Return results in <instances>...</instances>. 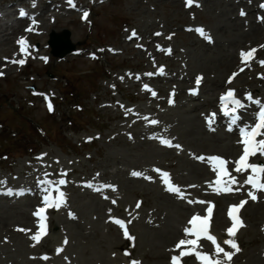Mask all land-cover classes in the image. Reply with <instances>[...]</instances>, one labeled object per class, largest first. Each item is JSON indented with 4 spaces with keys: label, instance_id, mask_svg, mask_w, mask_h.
Returning a JSON list of instances; mask_svg holds the SVG:
<instances>
[{
    "label": "rangeland",
    "instance_id": "rangeland-1",
    "mask_svg": "<svg viewBox=\"0 0 264 264\" xmlns=\"http://www.w3.org/2000/svg\"><path fill=\"white\" fill-rule=\"evenodd\" d=\"M13 1L27 14L34 15L39 27L30 31L31 36L26 29L33 25L18 26L17 15L13 16L11 7L7 6ZM74 3L76 7H71L67 0H55L51 8L36 16L41 10L39 0H0L3 21L14 22L9 32H15L7 36L18 41L21 32L26 31L23 38L28 45L30 43L26 62L23 65L11 63L25 56L19 57L20 46L13 45L12 39L5 43L0 33V63L6 64L0 65L3 72L0 76V181L5 182L0 183V264H130L133 259L140 264H170L175 253L168 250V242L176 241L185 227H191L188 221L193 214L207 215L206 209L211 205L212 216H216L218 207V202L211 197L218 194L209 183L216 179V173L211 180L190 183L189 187L194 185L195 191L168 177L174 186L183 189L184 196L180 198L179 194L172 193L177 199L165 194L168 191L163 174L175 173V167L178 169L182 160H190L197 143L191 136L183 135L181 122L187 126L195 115L201 127L204 125L206 131H211L205 117L216 113L215 104L219 103L220 95L231 87L242 98L250 93L253 98L264 100V82L260 84L257 82L260 80L254 79L264 69L259 63L264 61V47H260L264 40L236 50L235 41L240 38L236 37L231 23L238 18L237 12L225 16L221 8L212 11L204 7L203 0H195L191 7L176 0H74ZM262 3L264 0H257L255 10L251 9L256 17L264 12L260 7ZM33 7H38V11ZM84 11L89 13L86 19L82 18ZM220 26L225 29L221 30ZM197 28H203L212 42L196 32ZM66 29L71 32L76 50L60 58L52 54L48 41L52 31L62 33ZM133 30L137 36L129 39ZM169 36L172 38L168 39ZM205 43H209V48ZM252 46H256L257 57L243 66L240 52ZM169 49L171 55H166ZM9 64H13V68L5 72ZM161 67L167 76L153 77L160 73ZM240 68H244L240 81L235 76L230 84H222L233 73L239 74ZM197 75L203 79L194 99L188 93L196 87L190 83L184 87L188 93L175 88V82L194 80ZM214 79L222 82L216 90L210 86ZM145 85L149 90H145ZM45 97L53 105L51 112ZM170 100L174 103L170 104ZM193 105L199 108L190 110ZM254 108L256 116L257 107ZM248 115L246 112L243 117ZM152 119L159 123L152 125ZM213 128L230 133L226 119ZM161 133L167 134L164 138L181 145L182 149L158 146ZM148 136L156 137L152 144L145 142ZM213 155L225 158L219 154L208 156ZM197 156L205 157L204 154ZM258 157L264 159V156ZM145 160L160 172L133 167L137 161L145 163ZM185 167L181 166L179 171L184 173ZM133 171L143 175L133 176ZM45 173L50 175L45 177ZM61 173L66 175L61 176ZM60 178L67 181L62 186L66 206L59 210L52 208L55 225L37 244L30 239L31 235L17 229H29L34 220L38 222L33 213L42 206L44 195L38 180ZM237 179L243 183L244 177ZM13 181L19 182L17 187L11 186ZM88 183L93 187L89 188ZM104 184L114 188L96 191ZM20 188L28 192L19 195ZM8 189H12L13 194H7ZM36 193L39 194L35 196ZM247 193L236 195L232 200L237 201V205L242 200L248 201ZM161 194L182 201L195 212L177 214L174 207L167 206L169 198H159ZM255 195L257 199L264 198V191ZM204 196L208 198H202ZM221 196L220 210L227 218L230 205L225 202L230 198ZM189 200L209 203L190 204ZM112 201L121 204L122 213H117L115 208H110L109 212L108 206L114 205ZM138 202L139 208L136 207ZM255 205L257 203L249 202L240 209L238 216L244 226L231 239L241 250L225 264H253L252 259L257 257L263 260L257 259L256 264H264V208L257 211ZM160 209L165 213L161 215ZM69 211L75 214L74 219L69 218ZM116 219L125 221L129 234L135 238L127 239L126 249H114V244L127 243ZM220 233L210 229L221 246V241L230 238ZM208 242L209 249L214 251L215 246ZM57 249L62 251L58 253ZM225 251L234 249L228 246ZM126 252L130 255H125ZM201 252L207 253L205 249ZM45 256L48 259H43ZM213 258L224 259L223 254ZM181 264L200 262L195 257H183Z\"/></svg>",
    "mask_w": 264,
    "mask_h": 264
},
{
    "label": "snow or ice",
    "instance_id": "snow-or-ice-1",
    "mask_svg": "<svg viewBox=\"0 0 264 264\" xmlns=\"http://www.w3.org/2000/svg\"><path fill=\"white\" fill-rule=\"evenodd\" d=\"M68 4L71 7H76L74 0H67ZM250 2V0H249ZM195 3V0H185V6L191 7ZM35 6V4H33ZM196 6H199L198 3ZM260 7L264 8V4H261ZM28 14L24 10H20V16H27ZM89 13L87 11L83 12L82 18L86 19L88 17ZM241 16H245L246 13L241 10L240 11ZM262 21H264V18H261ZM33 25H35L37 22L35 19L32 20ZM32 28L26 29V31H32ZM191 30V29H190ZM196 32H198L204 39H206L208 42H212V38L210 35H207L205 33V30L203 28H197L195 29ZM154 35H161V33H154ZM137 36V33L135 30L131 32V35L129 39H132ZM172 37L169 36L168 39H171ZM18 45L20 46V52L25 56V58L22 59H13L10 62L23 65L26 62V56L29 54L27 52L28 44L27 41L21 37L17 41ZM159 48V46H157ZM260 47H264V45H261ZM162 50V49H161ZM169 53L171 50H168ZM257 51L256 48H252L248 51L241 50L240 57L241 62L245 63L247 61H250L253 57L255 52ZM46 59V58H45ZM7 60V58H5ZM259 63L264 66V61H259ZM239 71H244V68H240ZM159 72L163 74V67L159 69ZM3 75V72L0 71V76ZM147 75L151 76L153 73H148ZM238 75V73H233L231 77H229L227 83H231L232 79L235 78V76ZM264 78V77H262ZM203 77L197 76L195 79L196 88L190 89V93L193 95L198 94L199 86L202 82ZM145 90H149L148 86H144ZM152 95L155 96L156 93L153 91ZM47 101V107L48 110L51 112L53 111V105L51 104L50 100H48L47 97H45ZM245 99L249 101L250 103L256 104L259 106V110L256 113L255 121L253 123L240 125L241 116H240V110L245 109L247 105L242 102L241 99H239L235 95L234 89H228L225 93L221 94L219 97V103L221 107V112L225 117L229 118V131L233 130V127H236L239 129V136L240 139L237 141L238 144L242 146L241 154L238 156V158L235 161H228L227 159L218 156L213 155L210 157H204V156H197L196 159L200 160L201 162H207L211 165L212 170L216 173V179L214 181L209 182L210 186L214 185V190L217 194L220 193H229L235 191H239L240 189H234L233 185H236L238 183V180L235 176L232 175V172L229 171L228 165L229 163H232L234 165L233 171L236 173H248L246 178L244 179L243 183L244 185L250 186V190L248 191L247 195L248 197L255 201L257 200V196L255 195L256 191H264V164H256L251 163L250 160L252 157H255L257 155L264 156V102L254 99L253 96L249 93L246 94ZM170 104L174 103L173 100L169 101ZM216 120V113H211L208 116L205 117V122L211 131H215L213 128V124ZM152 125H156L159 123V121L152 119L150 121ZM91 139V138H90ZM160 143L167 147H175L177 149H182V146L179 144H173L172 140L161 138ZM46 155V154H44ZM156 172H160V169H155ZM133 176L140 177L143 175V173L138 171H133L131 173ZM45 177H48L50 174L45 173ZM61 176L66 175V173H61ZM99 173H97V176ZM164 183L167 185L166 191L174 194H179L180 198H183L184 194L181 192V189L178 186H174L170 180L168 179L169 174L164 173ZM145 179L151 180V177L145 176ZM0 183H5L4 181H0ZM38 186L42 187V191L44 192V195L42 197L41 203L43 206H38L37 210L34 211L33 215L38 218V230L35 234L30 236V239L35 241L37 244L41 241L42 237L47 234V224H46V210L50 208H55L59 210L62 206H66V193L62 191V186L66 185L67 181L63 178L60 179H40L38 180ZM89 188H92L93 185L91 183H88L87 185ZM191 187H195L194 185ZM101 188H114L112 185H101L99 188L96 189V191H100ZM55 193V196L53 195ZM7 194L11 195L13 194L12 189L7 190ZM19 195L24 194V190H21ZM107 199L108 197H104ZM113 203H116V201H112ZM188 203H201V204H207L209 202L206 201H193L189 200ZM247 203V200H242L238 205H231L228 210V217L231 220V226L226 229V233L229 237H234L236 235V232L239 228L243 227V221L238 216V213L240 209ZM137 208L140 207V202L136 205ZM207 215L201 216L199 214L193 215L189 221L188 224L191 227H185L184 228V234L185 236H194L195 239H180L178 243L176 244V249H181L182 246L184 250L179 252V255H174L171 257L170 264H181L182 258L187 256H195L196 260L200 262V264H225V261L231 262L233 256L235 253L239 252L241 249L239 248L238 244L234 239H227L223 243L230 246L231 249H234V251H225L223 247L220 246L219 243H217V239L215 236L210 234V221L213 213V206H209L207 209ZM109 212H111V209H109ZM69 218H75V214L70 212L68 213ZM115 223L119 225L121 229H123V235L125 238L131 240H134L135 238L132 237L126 227L125 221L121 219H116ZM128 223H131V221H128ZM18 231L21 232H29L30 229H24V228H18ZM201 238H206L207 240L211 241V243L215 246V255L217 257L220 256V254H223V260L219 258H213L208 253H204L201 251H198V241ZM65 244L68 243L67 239L64 241ZM35 246V244L33 245ZM191 246V247H188ZM62 251V249H57V252L59 253ZM125 255H130L129 253H125ZM43 259H48L47 256L43 257ZM130 264H140V261L137 260H131Z\"/></svg>",
    "mask_w": 264,
    "mask_h": 264
},
{
    "label": "bare ground",
    "instance_id": "bare-ground-1",
    "mask_svg": "<svg viewBox=\"0 0 264 264\" xmlns=\"http://www.w3.org/2000/svg\"><path fill=\"white\" fill-rule=\"evenodd\" d=\"M54 1L55 0H50V1L39 0V6H41V10H40V12H38L35 15L36 16L42 15V12H44L45 9L51 8L54 5L53 4ZM179 1H182V4L185 3V0H176V2H179ZM255 4H257V0H250V2H249V0H203V6L204 7H206L207 9H210L212 11H215V10H218L219 8H221V10L223 11L222 13H225L224 14L225 16H228L229 13L237 12L238 18L236 17L235 21L233 23H231V28H234L236 30V33H237L236 37L240 38L239 41H235V44H236L235 47H237L236 50L242 48L243 46H245L251 42H256L257 40H262V41L264 40V25H263L262 19H260L259 17H256L254 12H252V10H251L252 8L255 10V7H253V6H255ZM0 6H2V5H0ZM7 6L11 7V10H12L11 13L13 16H14V14L15 15L19 14L20 10H22V7H20L19 4L15 1L11 2L10 4H7ZM2 8H4V7H2ZM37 8L38 7H33V10L38 11ZM241 8H244V9H241ZM240 9L246 13L245 16L240 15V11H241ZM2 15L3 14L0 13V33L2 35V38H4L5 43H7V44L12 39L13 45L16 44L18 46V43H17L15 37L7 36V35L13 34L15 32V31L9 32L10 27L14 26V22L9 23L8 21H3ZM263 15H264V13H263ZM5 16L7 19L10 18L9 17L10 15L8 16L7 14H5ZM246 17H248L249 19H247ZM55 18H56V16H55ZM17 19H18V26H20V24L22 26L31 25V24L33 25L32 20L34 18H33V16L31 17L30 13L27 16H23L20 18L18 17ZM189 22H191L190 19H189ZM44 23L48 24L45 21H44ZM36 27H39V25L37 23L35 25L31 26V28L33 29L32 32L35 30ZM133 28L136 31H138V29H136L134 26H133ZM220 28H221V30H224L225 26H222V27L220 26ZM28 32H30V31H28ZM193 33L195 34L196 32H193ZM21 34H22L21 37H24V34H26V31L21 32ZM29 35L31 36L32 33L30 32ZM208 44L209 43H205V46L207 48H209ZM29 45H30V43H29ZM29 45L27 48L28 50H29ZM173 52H175V49L173 50ZM82 55H85V53H82ZM166 55H171V53L166 54ZM18 56L21 57V56H23V54L20 52ZM0 65H6V64L0 63ZM236 66L238 69L239 68L238 65H236ZM12 68H13V64H9V65L5 66L4 71L9 72L12 70ZM259 70H261V69H259ZM261 72H262L261 75H259V76L255 75V77H254L255 80H260V81H257L260 84L264 82V78H262V77H264V69L261 70ZM243 74L244 73L240 72L236 76L237 80L240 81V79H242ZM161 76L166 77L167 75L165 73H163V74L159 73L157 75H154L153 77L160 79ZM142 77H143V79L147 78L146 76H142ZM175 83H177V84H175V88L180 89L179 90L180 92L185 91L188 93V90L184 89V87L187 85V83H190V85H193L194 87H196L195 78H194V80H191V79H185L184 80L183 79L181 82H175ZM221 83H222L221 79H214V80H211L210 86L212 88H214V90H216ZM222 84L223 85L227 84V81H225V82L223 81ZM137 85H139V84H137ZM201 85H202V82H201L200 86ZM254 91H258V89H254ZM188 94L192 99H194L196 97L195 95H193L191 93H188ZM209 104H210V100H209ZM215 105H217V107L214 109L217 112V114H216L217 118H216L213 126H216V124L218 126V123L220 121H223V119H225L226 117L221 112V109H219V108H221L220 103H216ZM198 108H199L198 105H193L190 108V110H196ZM246 112L249 115L247 116L246 120H244L242 118V121L246 122L247 124L252 123L254 108L249 105V109L246 110ZM181 123H182V127H183V135L191 136L193 141H196L197 143H195L193 146V149H194L193 153L194 154L192 153L193 155H192L191 159L186 160V161L182 160V163L179 165V168L177 169V167H175V173L171 172L169 174V177L174 178V180H177V181L181 182L183 185L187 186L186 189L190 188L191 191H195L196 189L194 187H189L190 183H192V182L200 183L205 179L211 180L215 176V172L212 170L211 165L207 162H201V161L197 160L196 159L197 155L198 154H204L205 157H209L208 155H210V154H219V155L224 156L230 162L235 161L238 158V156L241 154V150H242V146L237 143V141L240 139V136H239V133H235V132L226 133V132H219V130L206 131V127L204 125H203L204 128L201 127L200 119L197 118L195 115H193L190 118V121H189L187 126L184 122H181ZM177 124H179V122ZM203 131H206V133L203 134ZM232 131H235V128ZM172 132H174V131H172ZM164 137H167V134L161 133L159 140L161 138H164ZM155 138L156 137L148 136L145 138L146 139L145 142H148V144H152L153 139H155ZM159 140L156 139V142H158ZM140 146L138 148H140ZM158 146H162L160 141L158 143ZM219 148H221L222 150H219ZM252 158H251V160H252ZM257 162H259L257 164H264V159L257 161ZM181 166H186L182 170L184 173H181L179 171ZM229 166L231 167L232 175L235 176L236 178H238V177L241 178V177L246 175V173L241 174V173L234 172L233 171L234 165L232 163H229ZM133 167L134 168H140L142 171H147V172H151V173L155 172V169H156L155 165L151 164L150 161H148V160H145V163L137 161L135 164H133ZM178 174L181 175V177L178 176ZM178 177H180V178H178ZM18 184H19V182L13 181L11 186H13V188H14V187H17ZM33 184L34 183H32V185ZM233 188L234 189L238 188L240 190L239 191L234 190L233 192H229V193H220V194H218V196L211 195V197L215 198V202H218V207L215 209V213H214V215H216V216L211 217L212 219H211V223H210V229L221 232L220 234L227 237V238H231L226 233V229L231 226V220L228 216H227V218H228L227 219L225 217V215L222 214V212L220 210L219 199H222L221 194L226 196L227 198H230L225 203H227V205L231 206V205H237V203H238L237 201L232 200L233 197L236 198L237 196L244 195L250 190V186L242 185L240 183L233 185ZM20 190H21V188L18 189V193ZM181 190H183V189H181ZM24 192H28V189H25ZM256 192H258V191H256ZM260 192L263 194V191H260ZM38 194L39 193H36L35 196H37ZM165 194H167V195L170 194L172 197L175 196L170 192H166ZM167 195L161 194L159 196V198H161V199H163L164 197L169 198ZM176 198L179 199L178 197H176ZM202 198H208V197L204 196ZM248 199L249 200L247 201V203H249V202L257 203V205H255V208L258 209L257 211H260V209L264 208V198L263 197L262 198L259 197L255 201L251 200L250 198H248ZM173 200L176 202H174ZM167 206L174 207V209L177 210V214H180L181 216H183L185 213L187 214V212L183 213V211H188L190 213L195 212V211H193V209L191 207L185 206L182 201L175 200V199L171 200L169 198V203L167 204ZM244 206H246V204ZM108 208L109 209L115 208L117 213H122V211H123V208L121 207L120 203L119 204L114 203V205H110V206H108ZM245 210H243V214L245 213ZM202 211L204 212L205 210L201 209V212ZM53 212H54V210L52 208L46 210V213H47L46 222L49 224L48 231H50L53 228V225H55V219L53 217H51V214ZM159 212L161 213V215L165 213L164 209H160ZM123 214L127 215V212L124 211ZM239 214H240V211H239ZM247 214H248V210H247ZM108 223H110V222H108ZM37 226H38V222L34 220L33 224H31V226L29 227V229L31 231H29L27 233L29 235H32L33 233H35V231L38 230ZM77 226L79 228H81L80 224H78ZM241 228H239L237 230L236 234L241 230ZM176 237H178V239L176 241L168 242V244H167L168 250L170 249L172 252H174L175 253L174 255H177L176 254L177 252L179 253L180 251L184 250L183 246L181 249L175 248L176 244L178 243V241L180 239H195L194 236H187L186 237L184 234V231L181 232V234L177 235ZM218 238H220V237H218ZM126 241H127L126 244H114L115 245V246L113 245L114 249H126L129 246V241L127 240V238H126ZM162 241L165 242L167 240L163 239ZM208 241L209 240H207L206 238H201L198 241V249L197 250L202 251L203 249H205L207 251V253L210 254V256L214 257L215 256V250L211 251L209 249V247L207 245V243H209ZM165 243H167V242H165ZM188 247H191V246H188ZM221 247H223L226 250L228 246H226V244H224L223 241H221ZM47 250L51 251V250H53V248H47ZM253 255H256V254L254 253ZM187 257L192 258L195 256H187ZM257 259H260L259 261L263 260L262 258L257 257L255 259H252L253 261H255L253 264H256Z\"/></svg>",
    "mask_w": 264,
    "mask_h": 264
},
{
    "label": "water",
    "instance_id": "water-1",
    "mask_svg": "<svg viewBox=\"0 0 264 264\" xmlns=\"http://www.w3.org/2000/svg\"><path fill=\"white\" fill-rule=\"evenodd\" d=\"M71 32L66 29L62 33H51V39L49 41L52 46V53L61 58L75 50L76 46L72 43L70 38Z\"/></svg>",
    "mask_w": 264,
    "mask_h": 264
}]
</instances>
